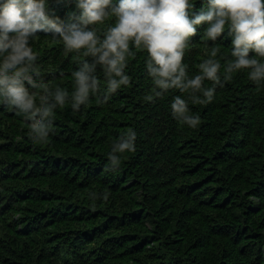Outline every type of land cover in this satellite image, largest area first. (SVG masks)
Returning <instances> with one entry per match:
<instances>
[{"label":"trees","instance_id":"obj_1","mask_svg":"<svg viewBox=\"0 0 264 264\" xmlns=\"http://www.w3.org/2000/svg\"><path fill=\"white\" fill-rule=\"evenodd\" d=\"M192 3L193 14L208 10L207 0ZM69 13L80 15L76 0H49L50 16L66 21ZM110 23L96 25L98 35ZM207 27L197 26L184 63L194 77L211 47L220 48L223 86L210 103L192 104L177 89L147 101L158 90L147 52L129 59L130 85L106 103L98 65L100 92L79 111L58 106L47 143H34L29 121L0 99V264H264V83L248 69L224 81L234 37L226 28L206 40ZM30 45L40 78L71 95L72 72L92 58L65 53L50 33ZM175 96L200 116L196 128L172 116ZM129 129L136 150L106 171L113 142Z\"/></svg>","mask_w":264,"mask_h":264},{"label":"clouds","instance_id":"obj_2","mask_svg":"<svg viewBox=\"0 0 264 264\" xmlns=\"http://www.w3.org/2000/svg\"><path fill=\"white\" fill-rule=\"evenodd\" d=\"M207 4V11L193 14L192 0H76L80 15L69 13L62 21L49 15V0H0V99L29 121L28 135L34 143H47L58 106L70 103L72 110L79 111L90 95L100 92V80L95 75L98 65L107 82L106 93L98 100L106 103L121 86L130 85L131 77L125 74L129 59L147 52L146 72L158 89L145 97L147 101L177 89L189 93L192 104L210 103L216 87L223 86L221 64L216 59L220 48L211 47L209 58L198 66L200 74L194 77H189L184 63L190 38L202 23L208 24L206 40L216 41L226 28L234 37L224 81L231 80L234 72L248 69L249 79L260 86L264 83V60L256 57L264 58V0H207ZM113 19L114 23L103 29V37L98 35L95 26ZM38 32L58 37L65 53L92 58L91 63L83 59L72 72L71 95L59 86L53 91L40 78L38 53L30 45ZM250 51L256 56L249 58ZM205 80L212 81L213 86L205 88ZM170 107L177 121L191 128L200 123V116L189 114L188 101L181 96H175ZM136 139V132L129 129L113 142L106 171L120 166L118 154L136 150Z\"/></svg>","mask_w":264,"mask_h":264}]
</instances>
